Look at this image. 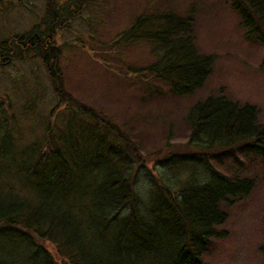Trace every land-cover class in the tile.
<instances>
[{"label":"trees","instance_id":"trees-1","mask_svg":"<svg viewBox=\"0 0 264 264\" xmlns=\"http://www.w3.org/2000/svg\"><path fill=\"white\" fill-rule=\"evenodd\" d=\"M230 2L246 38L264 42V0ZM195 20L193 7L186 14L165 8L134 19L125 41L147 44L154 57L142 69L145 82L156 79L182 97L204 87L216 57L199 51ZM31 39L29 48L39 44L72 119L65 129L54 130L45 149L38 141L20 148L10 131L2 135L0 264H67L55 260L43 241L55 244L68 264H207L212 239L226 234L220 227L229 215L222 205L235 204L254 188L249 177L209 168L207 158L246 146L264 160V122L257 107L222 95L194 104L187 147L194 155H182L177 166L176 175L188 172L177 179L179 193L174 195L175 183L167 180L144 199L135 184L146 158L120 129L65 95L50 63L51 48L40 45L39 37ZM190 162L198 166L194 172Z\"/></svg>","mask_w":264,"mask_h":264},{"label":"rangeland","instance_id":"rangeland-1","mask_svg":"<svg viewBox=\"0 0 264 264\" xmlns=\"http://www.w3.org/2000/svg\"><path fill=\"white\" fill-rule=\"evenodd\" d=\"M49 1L0 0V142L10 131L20 148L38 141L45 149L54 130L65 129L72 119L39 44L29 48L31 37L51 48L50 63L65 95L120 129L146 158L135 184L144 199L167 180L175 183L174 195L179 193L177 179L188 172H175L182 155H194L187 148L192 132L188 113L198 101L222 95L251 104L264 122V42L246 38L230 0H53L51 12ZM191 7L198 49L216 60L204 87L182 97L156 79L143 80L142 69L154 61L150 47L125 39L141 14L165 8L186 14ZM207 165L228 176L249 177L254 188L235 204L222 205L229 215L220 227L226 234L212 239L205 262L264 264V160L241 146L229 155L208 157ZM189 168L194 172L198 166L190 162ZM43 244L55 260L68 264L55 244Z\"/></svg>","mask_w":264,"mask_h":264}]
</instances>
